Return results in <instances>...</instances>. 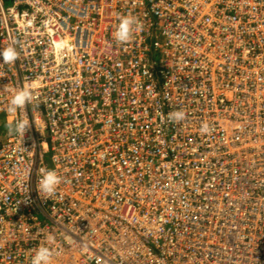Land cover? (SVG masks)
<instances>
[{"label":"built area","instance_id":"obj_1","mask_svg":"<svg viewBox=\"0 0 264 264\" xmlns=\"http://www.w3.org/2000/svg\"><path fill=\"white\" fill-rule=\"evenodd\" d=\"M124 15L142 28L121 44ZM41 247L50 264H264V0H0V264Z\"/></svg>","mask_w":264,"mask_h":264},{"label":"clouds","instance_id":"obj_2","mask_svg":"<svg viewBox=\"0 0 264 264\" xmlns=\"http://www.w3.org/2000/svg\"><path fill=\"white\" fill-rule=\"evenodd\" d=\"M137 28H142L139 20L136 17L130 15H124L119 18V22L114 32V39L121 44L129 43ZM3 59L6 63L14 62L18 54L13 48H7L2 53ZM33 99L32 93L29 89L24 88L18 91L9 102V110L15 111L16 109H22L26 104L30 103ZM184 118V113L177 111L170 115L169 119L172 122H178ZM28 126L26 120L19 121L15 126V131L23 134ZM10 130H12L10 128ZM201 133L209 132V126L207 123L201 125ZM61 183V178L54 170L43 169L41 170V178L39 181L40 191L46 195H51L55 192L57 186ZM52 252L47 247L39 248L35 255L31 258V264H50Z\"/></svg>","mask_w":264,"mask_h":264},{"label":"trees","instance_id":"obj_3","mask_svg":"<svg viewBox=\"0 0 264 264\" xmlns=\"http://www.w3.org/2000/svg\"><path fill=\"white\" fill-rule=\"evenodd\" d=\"M5 4L11 2V0H2Z\"/></svg>","mask_w":264,"mask_h":264}]
</instances>
